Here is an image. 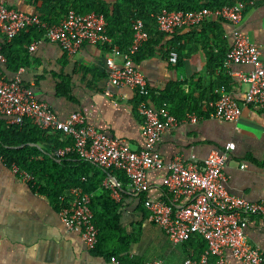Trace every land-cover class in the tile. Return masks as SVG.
I'll return each mask as SVG.
<instances>
[{
	"label": "crops",
	"instance_id": "crops-1",
	"mask_svg": "<svg viewBox=\"0 0 264 264\" xmlns=\"http://www.w3.org/2000/svg\"><path fill=\"white\" fill-rule=\"evenodd\" d=\"M5 2L11 8L37 14L25 0ZM252 2L240 30L261 47L264 59V0ZM220 26L224 40L231 47L233 26L225 21H220ZM206 27V32L201 28H185L166 36L156 56L137 64L146 77L151 103L154 104V97L171 87L173 93L178 90L175 106L188 112L177 128L164 135L157 147L156 155L163 159L165 166L148 172L150 191L145 197L170 200L163 181L168 174L167 165L176 156L181 155L188 162H201L212 151L234 144L224 169L227 189L249 201L263 202L264 110L246 106L239 121L224 122L213 118V101L210 100L225 85L233 97L242 102L249 86L241 75L249 73L252 67L234 64L210 73L208 53H213L212 50L218 53L219 42ZM39 40L35 51L28 50L27 65L21 68L24 83L34 90L36 97L49 104L61 120L81 112L97 130L124 140L133 150L142 149L145 139L138 113L140 98L128 87L109 83L106 61L111 51L86 45L75 55H69L44 37ZM173 47H179L176 64L169 61V49ZM220 49H224L221 35ZM116 62L121 63V60L116 59ZM6 63L7 60L0 62V73L12 80L17 72L9 70ZM63 79L68 81L67 95L58 91ZM194 116L197 122H192ZM0 122L9 126L2 114ZM43 149L50 150V146L45 145ZM112 177L117 179L118 173ZM126 184L128 191L119 192L118 198H114L121 204V223L128 233L140 226L141 235L139 242L131 245L126 259L114 258L113 261V258L88 251L80 235L65 227L52 200L37 192L32 183L18 179L0 157V264H145L156 259L182 264L187 249L183 245H173L150 215L139 210L143 206L142 198L130 190L129 178ZM187 202L184 198L180 204ZM247 237L252 246L264 249V216L249 217ZM149 245L160 250L158 256H149ZM225 256L229 264H242L230 251H226Z\"/></svg>",
	"mask_w": 264,
	"mask_h": 264
},
{
	"label": "built area",
	"instance_id": "built-area-1",
	"mask_svg": "<svg viewBox=\"0 0 264 264\" xmlns=\"http://www.w3.org/2000/svg\"><path fill=\"white\" fill-rule=\"evenodd\" d=\"M252 4V1L239 2L216 11L162 10L156 17L158 30L167 36L185 28L200 26L209 19L219 18L233 26L234 42L225 57L223 68L228 69L234 64L250 65L252 70L241 75L249 86L242 102L237 101L226 86L220 88L218 99L212 104V116L219 121H239L246 106L264 110L262 50L240 30L245 13ZM29 26L43 28L44 38L59 45L69 55H75L86 45L104 47L112 44L101 14L83 15L70 11L60 24L49 28L37 14L11 8L5 0H0V62L7 60L3 53V39L10 42ZM133 31L131 46L125 51L113 49L106 63L111 85L128 87L137 97L143 98L138 105L145 139L142 149L133 150L124 140L97 130L81 112L72 113L65 120L59 119L50 105L40 101L34 90L24 83L23 69H19L12 80L0 73V114L12 126H22L28 119L42 130L59 131L70 137L72 143L55 150L54 157L64 159L76 154L102 169L124 172L130 180V190L140 195L150 191L148 172L165 166L163 159L156 155L157 147L164 135L177 128L181 120L171 114L166 104L157 107L151 103L146 77L135 62V56L149 41L150 34L141 20L134 22ZM39 43L40 40H36L26 48L30 52L35 51ZM116 59H120L121 63H117ZM178 59V53L172 51L170 63L176 64ZM107 95L111 94L107 92ZM191 120L197 122L195 116ZM234 148V144H229L224 150L212 151L201 162H188L181 155L176 156L167 165L168 174L163 181L171 201L167 203L150 197L144 199V206L153 223L173 245H184L195 236L207 241L205 252L198 258H186L182 264H229L226 251H230L242 264H264V249L252 246L247 237L249 217L264 216V201L252 202L238 197L229 192L226 186L224 169ZM9 168L18 179L33 183L34 178L27 171L15 164ZM103 185L111 190L113 198H118L122 185L117 179L109 176ZM184 198L188 202L180 204ZM65 199L59 210L65 227L80 235L88 251L94 250L98 245L99 230L94 225L91 195L79 186L72 188ZM145 264L168 263L156 259Z\"/></svg>",
	"mask_w": 264,
	"mask_h": 264
},
{
	"label": "trees",
	"instance_id": "trees-1",
	"mask_svg": "<svg viewBox=\"0 0 264 264\" xmlns=\"http://www.w3.org/2000/svg\"><path fill=\"white\" fill-rule=\"evenodd\" d=\"M252 0H25L29 6L36 9V13L42 23L47 27L58 25L70 11L79 14L97 13L104 16L106 21V33L112 39L111 45L103 48L109 51L113 49L127 50L133 42V24L141 20L150 34L149 41L135 56L136 64L143 60L156 56L160 42L167 36L157 28L156 17L162 10L171 12H192L202 9L211 11L219 10L225 6L235 5L239 2ZM219 18L209 19L200 26L204 32L209 30L219 42L218 53H208L210 73L220 72L225 57L231 47L222 36V27ZM45 30L39 26L24 28L12 41L5 40L3 53L7 59V67L13 72L27 65L28 49L33 41L44 37ZM220 35L224 49H220ZM179 52V47L169 49ZM216 64V65H215ZM225 86V85H222ZM59 94L67 95L69 91L68 81L63 79L58 88ZM211 92V91H209ZM178 90L173 93L170 87L168 91L154 97V104L161 107L166 104L171 114L179 120L183 119L188 112L181 111L178 104ZM214 93V91H213ZM211 97L213 103L218 95ZM153 96V94H151ZM140 98V97H139ZM143 98H140V101ZM150 99V93H149ZM184 112V113H183ZM186 113V114H185ZM63 136V137H62ZM72 140L59 131L42 130L33 121L26 119L22 126L5 125L0 122V157L11 167L15 164L22 170L30 173L34 181L33 188L47 196L60 210L62 201L74 187H82L91 195V209L94 214V225L99 230L98 245L92 250L96 256L106 258L126 259L132 244L140 240V226H135L133 232H126L121 223V204L113 197L112 192L103 183L109 176H117L121 183L122 191L127 190L128 176L121 171H108L93 163L79 158L76 154L68 155L64 159L54 157L55 150L70 145ZM50 146V150H44L43 146ZM116 174V175H115ZM169 195L165 202L171 201ZM146 194H140L143 206L140 211L150 215L144 206ZM151 217V216H150ZM152 220V219H151ZM187 249V257L198 258L208 248L207 241L201 236H195L191 241L184 244ZM169 264V263H168Z\"/></svg>",
	"mask_w": 264,
	"mask_h": 264
},
{
	"label": "rangeland",
	"instance_id": "rangeland-1",
	"mask_svg": "<svg viewBox=\"0 0 264 264\" xmlns=\"http://www.w3.org/2000/svg\"><path fill=\"white\" fill-rule=\"evenodd\" d=\"M149 246H150L149 248H151V252L149 256H158V254L160 253V250L157 249V247L154 245H149Z\"/></svg>",
	"mask_w": 264,
	"mask_h": 264
}]
</instances>
